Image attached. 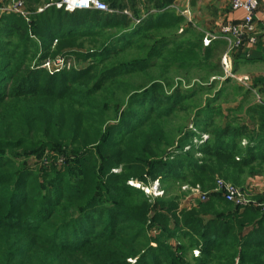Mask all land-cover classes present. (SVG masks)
Masks as SVG:
<instances>
[{
    "label": "trees",
    "instance_id": "trees-1",
    "mask_svg": "<svg viewBox=\"0 0 264 264\" xmlns=\"http://www.w3.org/2000/svg\"><path fill=\"white\" fill-rule=\"evenodd\" d=\"M103 1L0 14V264H264V204L216 191L264 175V74L226 76L176 0ZM184 184L207 199L181 208Z\"/></svg>",
    "mask_w": 264,
    "mask_h": 264
},
{
    "label": "built area",
    "instance_id": "built-area-1",
    "mask_svg": "<svg viewBox=\"0 0 264 264\" xmlns=\"http://www.w3.org/2000/svg\"><path fill=\"white\" fill-rule=\"evenodd\" d=\"M233 9H244L245 15L242 20L235 22L225 20L222 21L216 30L207 31L203 37V44L208 46L213 40L224 39L227 43V49L222 54V65L226 76L235 78L239 83L249 86L251 82L248 76L237 74L233 72V61L231 58L232 51L237 48L246 46H254L257 44V26L255 24V14L259 8L260 0H230ZM56 5L58 8H63L68 11L76 9H96L106 12L114 11L103 0H49L45 5H40L37 12H42L46 7ZM179 14L188 18V8H180L175 3L172 5ZM4 12H14L22 15L27 20L33 12L27 7L25 0H0V14ZM126 13L130 14L128 11ZM182 31V29H181ZM57 40H55L54 44ZM43 67L47 68L49 72H57L64 68L70 69L75 66V63L68 60L64 55H59L56 58H47L43 61ZM206 137V135H205ZM130 184L144 189V191L151 196H159L163 193L160 186V181L155 180L151 185L145 186L137 181H130ZM183 189L190 191L188 197V206L192 207L197 204V200L204 201L207 199L208 192H204L200 185L190 186L184 184ZM216 191L221 192L222 196L231 202L239 205H247L250 201L246 198L243 189L235 184L227 182L222 178L217 179ZM185 196L184 199H186ZM186 206V207H188ZM182 207V206H181ZM188 207V208H190ZM197 255L198 250H194Z\"/></svg>",
    "mask_w": 264,
    "mask_h": 264
},
{
    "label": "crops",
    "instance_id": "crops-1",
    "mask_svg": "<svg viewBox=\"0 0 264 264\" xmlns=\"http://www.w3.org/2000/svg\"><path fill=\"white\" fill-rule=\"evenodd\" d=\"M175 4L182 9L188 8L189 15L186 18L191 24L204 32L216 30L221 22L225 20L238 22L245 15L244 9H233L230 0H176ZM254 20L257 26V44L243 47L241 52L245 53L248 58L255 59L254 62L247 65L262 67L263 72L257 73L264 74V0H260ZM243 72L245 71L242 68L237 74L241 73L240 75L248 76L251 79L255 77ZM259 74H256V76Z\"/></svg>",
    "mask_w": 264,
    "mask_h": 264
},
{
    "label": "rangeland",
    "instance_id": "rangeland-1",
    "mask_svg": "<svg viewBox=\"0 0 264 264\" xmlns=\"http://www.w3.org/2000/svg\"><path fill=\"white\" fill-rule=\"evenodd\" d=\"M198 30H199V28H198ZM74 63L77 64L76 61ZM221 63H222V60H221ZM223 68H224V66H223ZM242 68L244 69V71L246 73H249V75H252V76H256V74H259V73L263 72L262 67H259V66L258 67H253V66L246 65V66H244ZM245 72H243V73H245ZM257 72H259V73H257ZM233 79H235V78H233ZM249 79H250L249 81L251 82V84L249 86H245L247 88H251L254 78L253 79L249 78ZM256 92H257V95H255V98L257 100H260V97H261L260 96L261 95L260 91H256ZM255 98L252 97V99H255ZM195 142H197V140H195ZM219 178H222V177H219ZM227 182H230V181H227ZM230 183H232V182H230ZM183 186H182L181 189H182V191L186 192V194L183 197L185 198V196H187V198L186 199L182 198L180 200V206H182L181 208H184V207L188 206V203H189L188 197H190V195H189L190 191L183 189ZM239 187H241L243 189V191H244V193L246 195V198L248 199V201H250L248 204H251V203L258 204V205L264 204V201H261V200H259V198H257L258 194L264 193V175L263 176L256 175V176L249 177L247 184H245L243 186H239ZM188 207H190V206H188Z\"/></svg>",
    "mask_w": 264,
    "mask_h": 264
}]
</instances>
